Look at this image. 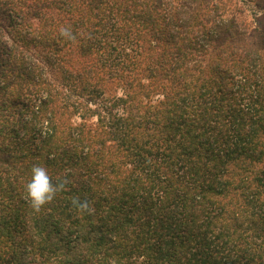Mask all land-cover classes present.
Wrapping results in <instances>:
<instances>
[{"label": "trees", "instance_id": "1", "mask_svg": "<svg viewBox=\"0 0 264 264\" xmlns=\"http://www.w3.org/2000/svg\"><path fill=\"white\" fill-rule=\"evenodd\" d=\"M250 1L0 0V264H264Z\"/></svg>", "mask_w": 264, "mask_h": 264}, {"label": "clouds", "instance_id": "2", "mask_svg": "<svg viewBox=\"0 0 264 264\" xmlns=\"http://www.w3.org/2000/svg\"><path fill=\"white\" fill-rule=\"evenodd\" d=\"M60 33L71 38L66 28H61ZM31 172L32 177L26 185V193L32 208L38 212L43 205L51 202L57 193L65 189L67 180L57 178V183L53 184L46 168L39 165H34ZM72 204L82 213L92 211L87 200L80 201L78 198H74Z\"/></svg>", "mask_w": 264, "mask_h": 264}, {"label": "rangeland", "instance_id": "3", "mask_svg": "<svg viewBox=\"0 0 264 264\" xmlns=\"http://www.w3.org/2000/svg\"><path fill=\"white\" fill-rule=\"evenodd\" d=\"M237 4L242 5V7L246 8L245 10V18L247 20H252V13L253 10H255V6L251 3L252 1L250 0H236Z\"/></svg>", "mask_w": 264, "mask_h": 264}]
</instances>
